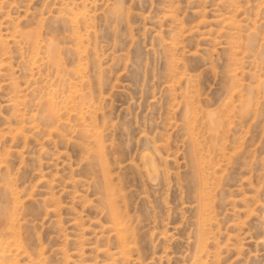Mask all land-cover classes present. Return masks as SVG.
<instances>
[{
  "label": "rangeland",
  "instance_id": "rangeland-1",
  "mask_svg": "<svg viewBox=\"0 0 264 264\" xmlns=\"http://www.w3.org/2000/svg\"><path fill=\"white\" fill-rule=\"evenodd\" d=\"M0 264H264V0H0Z\"/></svg>",
  "mask_w": 264,
  "mask_h": 264
},
{
  "label": "bare ground",
  "instance_id": "bare-ground-1",
  "mask_svg": "<svg viewBox=\"0 0 264 264\" xmlns=\"http://www.w3.org/2000/svg\"><path fill=\"white\" fill-rule=\"evenodd\" d=\"M50 112H51L52 114H54V113H55V111H54V109H53V108H51V109H50Z\"/></svg>",
  "mask_w": 264,
  "mask_h": 264
}]
</instances>
